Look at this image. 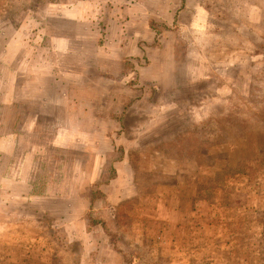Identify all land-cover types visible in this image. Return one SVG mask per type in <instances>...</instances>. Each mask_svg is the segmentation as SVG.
I'll use <instances>...</instances> for the list:
<instances>
[{"label":"rangeland","instance_id":"rangeland-1","mask_svg":"<svg viewBox=\"0 0 264 264\" xmlns=\"http://www.w3.org/2000/svg\"><path fill=\"white\" fill-rule=\"evenodd\" d=\"M0 264H264V0H0Z\"/></svg>","mask_w":264,"mask_h":264}]
</instances>
